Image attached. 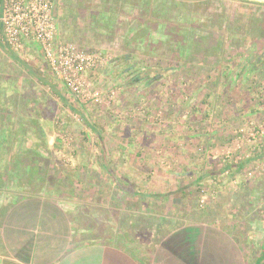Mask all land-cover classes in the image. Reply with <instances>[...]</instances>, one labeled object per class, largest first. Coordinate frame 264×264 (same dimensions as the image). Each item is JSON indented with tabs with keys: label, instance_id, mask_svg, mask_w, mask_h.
<instances>
[{
	"label": "rangeland",
	"instance_id": "obj_1",
	"mask_svg": "<svg viewBox=\"0 0 264 264\" xmlns=\"http://www.w3.org/2000/svg\"><path fill=\"white\" fill-rule=\"evenodd\" d=\"M167 1L161 0L163 12L145 13V28L132 29L127 27L131 21L111 27L90 22L84 13L90 2L65 0L67 17L75 19L76 11L84 17L80 28L70 30L78 47L105 60L89 77L100 101L74 97L51 73L36 44L14 52L0 35V58L12 60L11 65L0 62L6 67L0 69V85H8L14 75L19 87L49 88L47 97L53 99V90L62 89L65 97L71 94L84 106L81 112L66 108L56 117L57 138L53 155L42 162L45 168L23 177L29 155H20L15 175L36 182L40 194L43 184L47 196L62 198L74 212L88 207L95 195L97 212L103 211L106 198L113 197L109 206L115 207L112 201L126 197L116 180L148 194L155 191L148 187L154 180L189 185L179 193L186 191L193 204L182 206L180 217L192 209L219 222L241 241L254 264L264 242V0H186L169 7ZM122 15L126 18L110 16ZM34 108L43 109L40 104ZM28 116L16 123L27 135L34 125ZM100 133L103 141L97 140ZM102 146L107 158L99 153ZM103 159L113 167V179L101 168ZM81 164L85 170L77 167ZM89 183L97 185L96 191ZM151 207L135 204L134 211L153 212ZM225 240L227 249L220 255L234 256L231 241Z\"/></svg>",
	"mask_w": 264,
	"mask_h": 264
},
{
	"label": "crops",
	"instance_id": "obj_2",
	"mask_svg": "<svg viewBox=\"0 0 264 264\" xmlns=\"http://www.w3.org/2000/svg\"><path fill=\"white\" fill-rule=\"evenodd\" d=\"M173 1L179 3L186 0H169L166 5L171 6ZM83 2H90L89 8L84 9V13L92 17L88 21L95 19L97 23L107 22L110 27L116 26L115 23L131 21L127 27L145 28L149 22L145 13L163 12L161 0ZM66 5L65 0L57 1V37L78 46L70 30L80 28L85 23L84 17L76 9V12L72 10L77 15L75 19L73 16L67 17L70 8ZM112 13L125 14L126 18L123 15L110 16ZM4 56L0 58V62L9 61L8 64L11 65L12 60ZM0 69L4 70L6 67L0 63ZM14 77L16 76H9L8 85H0V264H249L241 241L219 222L201 216L199 213L202 212L194 213L192 209L184 212V219L180 217L182 206L193 204L190 196H184L186 191L179 193L189 185L172 187L166 181L154 180L148 183V187L153 185L155 191L148 194L132 190L129 182L116 180V186L126 197L112 201L115 207L109 206V201L114 198H106V203L103 202L105 207L100 212H97L96 195L93 200L89 199L88 207L74 212L72 205L62 198L47 196L43 184L39 187V190L42 188V194L40 191L35 192L34 189L38 188L36 182L25 178L33 171L41 172L45 168L42 162L48 159L45 157L53 155L51 146L57 138L53 133L57 124L56 117L59 119L58 115L65 114L66 108L81 112L84 106L78 105L71 94L65 97L62 89L59 92L53 90L56 97L50 99L47 97L49 88L44 87L40 91L39 88L35 89V85L32 89L28 85L29 90L23 85L19 87L15 84L17 81ZM29 81L32 85L36 83ZM41 93L44 95H40ZM25 96L29 97L27 103L22 102ZM39 104L43 109L34 110ZM27 115L35 125L29 135L16 125ZM97 137V140L103 141L101 133ZM106 150L102 146L99 153L107 158ZM20 155L23 158L29 155V160H25L27 165L22 170L25 178L21 176V179L15 175V170L18 169V162L15 160ZM103 161L101 168L110 172L113 179V167L108 166L106 159ZM77 167L80 170L86 169L83 164ZM89 187L95 191L97 189L94 183H89ZM128 196H134L132 198L135 200ZM135 204L149 206V209L152 205L153 212H135ZM167 204V208L161 207ZM210 211V215L219 217L216 211ZM151 217L153 222L156 218L159 221L145 223ZM100 220L103 221L102 227L99 226ZM225 238L231 241L228 246L232 247L229 250L234 252V256L220 255V251L227 249L222 245ZM258 262L259 258L254 264Z\"/></svg>",
	"mask_w": 264,
	"mask_h": 264
},
{
	"label": "built area",
	"instance_id": "obj_3",
	"mask_svg": "<svg viewBox=\"0 0 264 264\" xmlns=\"http://www.w3.org/2000/svg\"><path fill=\"white\" fill-rule=\"evenodd\" d=\"M58 0H0L1 41L14 52L27 45L39 46L51 73L65 84L70 93L87 101H100L93 93L90 74L104 64L96 52L80 49L57 37ZM112 92L111 97H114ZM263 133V132H262Z\"/></svg>",
	"mask_w": 264,
	"mask_h": 264
},
{
	"label": "trees",
	"instance_id": "obj_4",
	"mask_svg": "<svg viewBox=\"0 0 264 264\" xmlns=\"http://www.w3.org/2000/svg\"><path fill=\"white\" fill-rule=\"evenodd\" d=\"M244 167V164L241 163L239 165L236 166V171H241L242 168ZM217 174V172H216ZM145 194V193H144ZM264 260V242L262 243V246H261V253H260V256H259V262L257 264H261V262Z\"/></svg>",
	"mask_w": 264,
	"mask_h": 264
}]
</instances>
